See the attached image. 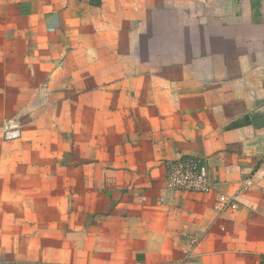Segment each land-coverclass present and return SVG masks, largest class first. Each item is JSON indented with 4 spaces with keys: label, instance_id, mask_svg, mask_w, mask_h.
<instances>
[{
    "label": "crops",
    "instance_id": "1",
    "mask_svg": "<svg viewBox=\"0 0 264 264\" xmlns=\"http://www.w3.org/2000/svg\"><path fill=\"white\" fill-rule=\"evenodd\" d=\"M0 264H264V0H0Z\"/></svg>",
    "mask_w": 264,
    "mask_h": 264
},
{
    "label": "built area",
    "instance_id": "2",
    "mask_svg": "<svg viewBox=\"0 0 264 264\" xmlns=\"http://www.w3.org/2000/svg\"><path fill=\"white\" fill-rule=\"evenodd\" d=\"M20 136V129L8 123L2 132L5 141L17 140ZM166 182L168 188L193 192H206L213 186L207 164L200 158L191 157L179 158L169 163ZM251 185L252 179L247 177L242 181L238 191L247 189ZM236 207V195L226 193L219 194L214 204V210L219 214L234 210Z\"/></svg>",
    "mask_w": 264,
    "mask_h": 264
}]
</instances>
